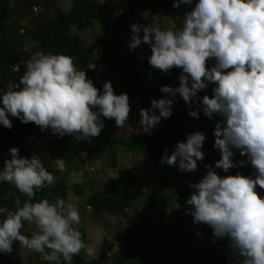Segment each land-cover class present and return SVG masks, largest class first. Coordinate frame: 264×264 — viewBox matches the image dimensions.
Wrapping results in <instances>:
<instances>
[{
	"label": "clouds",
	"instance_id": "obj_1",
	"mask_svg": "<svg viewBox=\"0 0 264 264\" xmlns=\"http://www.w3.org/2000/svg\"><path fill=\"white\" fill-rule=\"evenodd\" d=\"M181 4L193 5V0H173L172 7ZM142 43L151 49L152 68L181 72L177 87L162 85L159 91L166 95L139 110L140 130L150 135L162 118L170 117L177 94L191 117L198 118L201 110L209 119L221 117L213 133L220 153L215 168L228 173L236 163H249L255 175H219L205 165L206 174L189 184L194 191L186 201L188 213L193 223L209 225L216 238L227 237L242 264H264V196L256 191L257 186L264 189V0H195L180 27L133 23L128 48ZM209 84L214 85L212 95L199 97ZM129 112L126 92L116 94L110 81L97 88L75 58L64 53L34 52L19 84L0 89V125L9 129L11 118H18L58 137L79 133L91 140L104 129L103 118L122 128ZM204 140L201 131L188 134L171 154L164 149L161 164L194 172L204 158ZM234 150L247 160L234 163ZM9 154L0 167V183L14 186L26 200L0 219V253H11L18 241L50 264H72L82 250L92 256L78 228V204L60 197L36 199V193L54 183L41 158L20 156L18 147ZM26 224L34 225L30 235L21 231Z\"/></svg>",
	"mask_w": 264,
	"mask_h": 264
},
{
	"label": "trees",
	"instance_id": "obj_2",
	"mask_svg": "<svg viewBox=\"0 0 264 264\" xmlns=\"http://www.w3.org/2000/svg\"><path fill=\"white\" fill-rule=\"evenodd\" d=\"M172 4L173 0H125L119 9L113 7L108 12L104 11L106 6H102L100 0H72L70 11L65 12L57 0H0V89L15 88L26 70L27 60L34 52L44 51L73 56L76 66L86 71L97 88L102 89V84L110 81L116 94L126 92L129 96V119L124 127L117 128L113 119L103 118L104 129L100 136L91 140L75 133L63 137L55 135L42 144L43 131L34 122L22 123L18 118H11L10 129L0 125V167L5 158H10L9 149L18 147L20 156L31 158L33 154L38 155L54 176L55 183L36 193L37 200L68 199V172L56 166L58 161H65L68 170L77 172L82 170L85 159L100 160L105 170H118L116 176L94 190L87 203L94 218L108 214L127 220L123 245L113 252V241L105 239L98 257L88 260L81 251L73 257V264H107L109 260L113 264H134L124 255L127 246L146 250L152 255L153 260L137 264H189V261H179L176 251L186 244L188 237L197 234L203 237V251L195 264H242L243 258L230 248L227 237L218 239L209 225L193 223L188 213L191 206L186 203L192 193L187 178L199 181L207 172L205 165H211L222 175V170L215 168L220 153L213 146L215 125L221 117L214 115L209 119L202 110L198 118L191 117L184 100L177 94L170 117L162 118L151 129L150 135L140 130L139 110L150 107L152 99L166 95L159 91L162 85L177 87L181 69L173 68L165 73L152 68L148 60L151 55L149 45L142 43L137 49L129 50L126 41L131 37L133 23L145 17L143 25L154 24L157 11L165 19L179 9L169 27L182 26L183 13L191 10L193 5L181 4L173 8ZM37 8L43 11L36 14L34 10ZM96 26L100 28L98 34L94 30ZM141 55L144 56L142 65L138 62ZM90 63L94 65L92 69L87 67ZM212 63L209 61L208 65ZM213 86L209 84L201 90L199 97L211 96ZM195 131L205 134L204 158L197 162V169L182 172L177 166L162 165L164 149L171 154L178 142L185 141L188 134ZM118 146L123 153L132 154L134 161L139 160V170L123 164ZM234 153V163L247 160L238 150ZM236 172L255 175V169L249 163H236L229 169V174ZM88 187L87 181L78 182L74 185V192L84 195ZM137 187L146 189L140 206L134 203L140 191L136 190ZM166 187H170V193L160 195V190ZM256 191L264 196V189L257 186ZM25 200L26 197L14 186L0 183V219L22 206ZM156 212L162 214L161 229L149 238L147 225ZM25 228L22 233L30 235ZM18 244V241L13 242L11 253H0V264H18L15 260L19 254ZM37 264L50 262L40 258Z\"/></svg>",
	"mask_w": 264,
	"mask_h": 264
},
{
	"label": "rangeland",
	"instance_id": "obj_3",
	"mask_svg": "<svg viewBox=\"0 0 264 264\" xmlns=\"http://www.w3.org/2000/svg\"><path fill=\"white\" fill-rule=\"evenodd\" d=\"M59 6L65 11H70L72 7V0H57ZM125 0H100V3L102 6H106V9L104 11H110L113 7L118 8L121 6V4ZM103 2V3H102ZM139 10V9H138ZM179 10V9H178ZM176 10L174 14L171 16H168L164 19L163 15L160 13V11H157L154 24H158L161 27H169L173 20L175 19V16L179 14V11ZM188 10V9H186ZM43 9L37 8L34 10L36 14L42 12ZM141 11V10H140ZM139 11V12H140ZM189 11V10H188ZM184 15V13H183ZM164 19V20H163ZM145 17H142L141 19H138V23L142 24L145 22ZM163 20V21H162ZM144 21V22H143ZM147 25V24H144ZM95 27V32L98 34L100 32V28ZM131 37L127 39V46L128 42L130 41ZM25 50V48L23 49ZM144 60V56L141 55L139 57V64L142 65ZM7 89H12V87H7ZM43 141L42 144H44L48 139H51L55 136V134L51 133L50 129L43 130ZM118 152L121 154L122 162L123 164H126L128 166H132L135 170H139L140 166L139 160L134 161L135 157L132 154L123 153V150L120 146H118ZM139 159H141V156H137ZM134 161V162H133ZM56 166L59 168H64L66 172H68L67 175V182H68V199L69 201L75 202L78 204L80 216H81V222L78 225L79 230L82 233V236L87 243V245L93 250V255L88 256L84 253L82 250L83 256L91 260L92 258L98 257L100 254V250L102 248V243L105 239L111 240L114 243V249L113 252H117L120 247L123 245V233L126 230L127 227V220L123 217L119 216H110L108 214L103 215L100 218H94L91 213V209L87 203L88 197L94 192V190L101 187V185L107 181L110 177H114L117 175L118 170L117 169H103V165L101 164L100 160H84L82 170L75 171V170H68L67 164L65 161H58L56 163ZM222 170V169H220ZM166 172V170H164ZM171 171V170H170ZM222 175H228V173H224L223 170L221 171ZM81 181H87L89 183V187L85 190L84 195H77L74 192V185ZM199 182L198 180H194L191 178L186 179V183L189 186L190 183H196ZM55 183V180H54ZM53 183V184H54ZM193 192L194 189L190 188ZM136 190L139 191V196L137 201L134 203L136 206H140L144 199V193L146 189L144 187H137ZM170 193V187L162 188L160 190V195H166ZM178 204L176 205V207ZM90 209V210H89ZM189 216V215H188ZM162 218L161 213H154L149 221V224L147 225V233L149 234V238H152L153 235H156L155 233L159 231L160 228V221ZM27 232H31L34 230V225H28V227L25 228ZM18 248V256L15 257L16 263L18 264H37L38 260L41 258V255L39 253H36L34 251H30L26 248H23L20 246V244L17 245ZM203 251V237L200 234L188 237L186 240V244L183 247H180L176 251V256L179 261H185L189 264H195L198 257L202 254ZM124 255L126 258L131 259L134 261V264H137V262L143 263V262H149L153 260L152 255L149 254L148 251L142 250L140 248L130 247L127 246L124 250ZM73 264V260H72ZM107 264H113L112 260H109Z\"/></svg>",
	"mask_w": 264,
	"mask_h": 264
},
{
	"label": "built area",
	"instance_id": "obj_4",
	"mask_svg": "<svg viewBox=\"0 0 264 264\" xmlns=\"http://www.w3.org/2000/svg\"><path fill=\"white\" fill-rule=\"evenodd\" d=\"M140 163V162H139ZM139 165H141V164H139ZM2 212V210H0V213Z\"/></svg>",
	"mask_w": 264,
	"mask_h": 264
}]
</instances>
